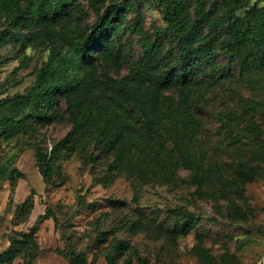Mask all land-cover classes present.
Returning <instances> with one entry per match:
<instances>
[{
    "label": "rangeland",
    "instance_id": "rangeland-1",
    "mask_svg": "<svg viewBox=\"0 0 264 264\" xmlns=\"http://www.w3.org/2000/svg\"><path fill=\"white\" fill-rule=\"evenodd\" d=\"M79 1L87 13L82 26L90 28L97 17L87 1ZM118 1L125 5L121 29L106 33L102 40L114 38L122 48L121 66L111 74L123 76L142 54L132 28L142 27L165 50L172 44L162 32L165 23L154 0ZM207 2L218 15L223 13L221 1ZM250 9V21L256 23L264 17V0L245 1L236 14L243 18ZM6 29H16V36L0 44V101L32 86L53 45L39 34V26L16 28L10 16L0 13V31ZM214 62L221 76L197 97L196 106L205 110L204 122L199 136L184 148L200 157L204 167L210 163L225 174L234 172L241 157L259 168L260 176L245 184L244 195L237 200L246 211L240 220L228 216L229 201L220 195L216 179L196 183L191 180L193 170L185 164L169 179L156 177L148 167L137 168L143 164L138 149H153L154 138L139 129L129 102L111 92L112 97L103 102L102 121L121 128L138 143L137 151L123 164L92 144L86 151L60 153L46 183L36 145L50 150L69 132L72 123L64 105L54 121L0 139V251L8 248L12 238L36 231V246L32 239L23 238L24 251L6 264H27L31 252L36 253L31 264H69L74 250L84 252L93 264H140L141 258L145 264H264V65L242 70L222 55ZM202 67L210 70L206 59ZM163 94L176 98V85L170 84ZM223 115L229 118L236 140L227 136V126L218 119ZM171 141L166 142L167 157L174 153ZM114 200L126 205L116 206ZM173 208H184L194 216L189 233L172 231L187 220L171 212ZM116 241L127 248L115 250Z\"/></svg>",
    "mask_w": 264,
    "mask_h": 264
},
{
    "label": "trees",
    "instance_id": "trees-1",
    "mask_svg": "<svg viewBox=\"0 0 264 264\" xmlns=\"http://www.w3.org/2000/svg\"><path fill=\"white\" fill-rule=\"evenodd\" d=\"M85 1L97 17L90 28L82 26L87 13L79 0H0V13L10 16L16 28L39 26V34L53 43L32 86L0 101V139H11L35 130L36 125L54 121L64 105L72 123L69 132L50 150L36 145L45 182L50 181L52 165L60 153L86 151L92 144L106 155L114 154L123 164L137 151L136 138L121 128L107 126L101 118L103 102L118 93L136 113L139 129L154 138L153 149H138L143 152V164L136 163L137 168L148 167L156 177L169 179L179 165L185 164L193 170L191 180L196 183L205 185L216 179L220 195L229 201L228 216L240 220L246 211L237 200L243 197L245 184L260 176L259 168L241 157L234 164V172L225 174L210 163L204 167L200 157L191 156L184 145L199 136L205 110L195 103L221 76L214 62L218 55L239 64L242 70L264 65V17L251 22V9L245 17H239L236 11L247 0H218L223 5L221 15L208 7L207 0H154L163 15L162 32L172 46L165 50L142 27L132 28L142 54L128 74L114 76L111 70L120 68L123 50L114 38L102 39L106 33L121 29L120 16L125 5L118 0ZM78 11L81 14H76ZM15 36L16 29L0 31V44ZM99 49L102 51L95 54ZM100 57L102 62L98 61ZM203 59L210 70L202 67ZM172 83L176 85V98L163 94ZM179 110L181 114H177ZM218 119L227 126V136L236 140L229 118L223 115ZM170 139L174 153L167 157L166 142ZM112 203L126 205L121 200ZM170 211L187 216L186 222L176 224L172 231L189 233L194 216L184 208ZM35 232L33 228L22 235L36 246ZM23 238H12L8 248L0 251V264L13 261L24 251ZM125 247L124 242L116 241L115 250ZM31 255L27 264H31L36 253ZM109 260L113 262L114 257L109 256ZM69 264L93 263L84 252L74 250ZM140 264H145L143 258Z\"/></svg>",
    "mask_w": 264,
    "mask_h": 264
}]
</instances>
